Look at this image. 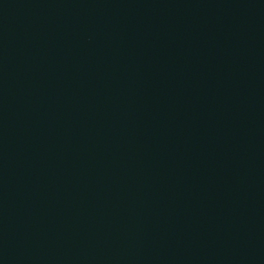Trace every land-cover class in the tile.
<instances>
[{
	"label": "water",
	"instance_id": "1",
	"mask_svg": "<svg viewBox=\"0 0 264 264\" xmlns=\"http://www.w3.org/2000/svg\"><path fill=\"white\" fill-rule=\"evenodd\" d=\"M0 264H264V0H0Z\"/></svg>",
	"mask_w": 264,
	"mask_h": 264
}]
</instances>
